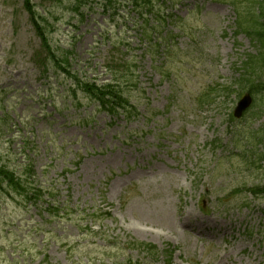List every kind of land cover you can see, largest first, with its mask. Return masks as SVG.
Masks as SVG:
<instances>
[{"label":"rangeland","instance_id":"rangeland-1","mask_svg":"<svg viewBox=\"0 0 264 264\" xmlns=\"http://www.w3.org/2000/svg\"><path fill=\"white\" fill-rule=\"evenodd\" d=\"M164 2L170 24L160 33L174 34L167 60L142 55L148 43L140 39L131 7L120 9L131 14L130 24L124 18L106 23L97 7L80 19L66 2L34 0L48 19L53 50L72 53L65 66L71 72L99 83L124 80L130 72L113 75L109 68L135 58L138 86L131 92L141 116L108 126L103 113L92 116L94 107L82 93L75 100L73 83L60 68L41 74L33 63L40 41L22 0H0V151L17 165L32 161L36 187H54L56 204L70 208L62 220L42 221L19 197L0 199V264L142 260L134 252L111 251L103 234L89 232L83 211L99 208L112 214L103 222L105 235L129 236L161 251L171 246L174 264H264V200L247 191L264 170L236 157L242 149L233 146L236 128L228 120L236 97L209 110L193 107L208 86L237 77L233 66L252 46L235 36L229 6L183 0L172 9L170 0ZM243 126L264 127V109ZM235 189L242 191L232 194ZM164 261L161 256L155 264Z\"/></svg>","mask_w":264,"mask_h":264},{"label":"trees","instance_id":"trees-1","mask_svg":"<svg viewBox=\"0 0 264 264\" xmlns=\"http://www.w3.org/2000/svg\"><path fill=\"white\" fill-rule=\"evenodd\" d=\"M42 31V30H41ZM2 178H3V180H7V181H9V183H13L14 182V179L13 178H11L9 175H8V173H2Z\"/></svg>","mask_w":264,"mask_h":264}]
</instances>
